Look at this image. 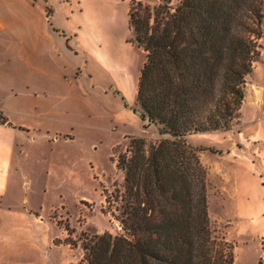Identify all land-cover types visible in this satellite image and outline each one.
I'll use <instances>...</instances> for the list:
<instances>
[{
    "label": "rangeland",
    "instance_id": "rangeland-1",
    "mask_svg": "<svg viewBox=\"0 0 264 264\" xmlns=\"http://www.w3.org/2000/svg\"><path fill=\"white\" fill-rule=\"evenodd\" d=\"M12 2L20 28L27 25L22 20L34 17V5L52 13L53 26L67 32L78 26L104 38L88 62L84 52L78 55V114L64 115L67 122L71 116L78 122V139L54 142L53 137L40 147L44 166L25 181L12 246L5 241L0 246V264H78L85 261L84 245L91 239L126 233L120 221L125 172L119 162L131 155V140L143 138L150 148L163 139L157 127L145 129L134 112L146 54L133 42L131 0ZM4 5L0 2V8ZM83 35L78 36L82 46ZM261 43L238 124L229 131L191 134L187 143L194 151L182 150L191 176L206 184L215 234L234 245V264H264V37ZM46 123L51 129L69 128Z\"/></svg>",
    "mask_w": 264,
    "mask_h": 264
},
{
    "label": "trees",
    "instance_id": "trees-1",
    "mask_svg": "<svg viewBox=\"0 0 264 264\" xmlns=\"http://www.w3.org/2000/svg\"><path fill=\"white\" fill-rule=\"evenodd\" d=\"M133 42L146 54L134 112L163 139L131 140L120 221L84 245L78 264H234V245L215 234L206 184L184 166L191 134L232 130L247 78L261 56L264 0H131ZM183 150V151H182Z\"/></svg>",
    "mask_w": 264,
    "mask_h": 264
},
{
    "label": "crops",
    "instance_id": "crops-1",
    "mask_svg": "<svg viewBox=\"0 0 264 264\" xmlns=\"http://www.w3.org/2000/svg\"><path fill=\"white\" fill-rule=\"evenodd\" d=\"M12 1L0 0L5 3L0 8V246L3 241L12 246L25 181L44 166L40 147L53 137L54 142L78 139V122L64 119L78 114V55L84 52L87 60L104 40L78 26L69 32L53 26L52 13L34 5V17L22 20L27 25L20 28ZM257 92L262 98L263 90ZM52 120L69 128L51 129L46 122Z\"/></svg>",
    "mask_w": 264,
    "mask_h": 264
},
{
    "label": "bare ground",
    "instance_id": "bare-ground-1",
    "mask_svg": "<svg viewBox=\"0 0 264 264\" xmlns=\"http://www.w3.org/2000/svg\"><path fill=\"white\" fill-rule=\"evenodd\" d=\"M258 90V89H257Z\"/></svg>",
    "mask_w": 264,
    "mask_h": 264
}]
</instances>
